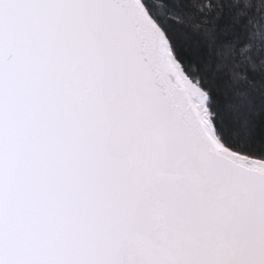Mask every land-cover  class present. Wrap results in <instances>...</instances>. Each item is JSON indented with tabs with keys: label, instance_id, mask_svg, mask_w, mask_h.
Segmentation results:
<instances>
[{
	"label": "snow or ice",
	"instance_id": "1",
	"mask_svg": "<svg viewBox=\"0 0 264 264\" xmlns=\"http://www.w3.org/2000/svg\"><path fill=\"white\" fill-rule=\"evenodd\" d=\"M0 264H264V0H0Z\"/></svg>",
	"mask_w": 264,
	"mask_h": 264
}]
</instances>
